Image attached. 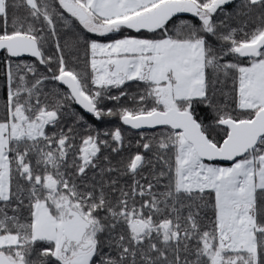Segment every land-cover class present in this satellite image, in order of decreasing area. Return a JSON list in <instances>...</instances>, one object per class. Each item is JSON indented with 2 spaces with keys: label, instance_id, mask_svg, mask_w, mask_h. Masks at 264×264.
Wrapping results in <instances>:
<instances>
[{
  "label": "snow or ice",
  "instance_id": "obj_1",
  "mask_svg": "<svg viewBox=\"0 0 264 264\" xmlns=\"http://www.w3.org/2000/svg\"><path fill=\"white\" fill-rule=\"evenodd\" d=\"M0 264H264V0H0Z\"/></svg>",
  "mask_w": 264,
  "mask_h": 264
},
{
  "label": "trees",
  "instance_id": "obj_2",
  "mask_svg": "<svg viewBox=\"0 0 264 264\" xmlns=\"http://www.w3.org/2000/svg\"><path fill=\"white\" fill-rule=\"evenodd\" d=\"M183 18H188V17L185 15V17H183ZM130 34H135V33H130ZM110 38H118V36L117 35H113ZM104 126L105 125H101V127H104Z\"/></svg>",
  "mask_w": 264,
  "mask_h": 264
},
{
  "label": "rangeland",
  "instance_id": "obj_3",
  "mask_svg": "<svg viewBox=\"0 0 264 264\" xmlns=\"http://www.w3.org/2000/svg\"><path fill=\"white\" fill-rule=\"evenodd\" d=\"M221 163V162H220ZM222 165H226L225 163H221Z\"/></svg>",
  "mask_w": 264,
  "mask_h": 264
},
{
  "label": "water",
  "instance_id": "obj_4",
  "mask_svg": "<svg viewBox=\"0 0 264 264\" xmlns=\"http://www.w3.org/2000/svg\"><path fill=\"white\" fill-rule=\"evenodd\" d=\"M221 163H225V164H227L228 162H221Z\"/></svg>",
  "mask_w": 264,
  "mask_h": 264
},
{
  "label": "flooded vegetation",
  "instance_id": "obj_5",
  "mask_svg": "<svg viewBox=\"0 0 264 264\" xmlns=\"http://www.w3.org/2000/svg\"><path fill=\"white\" fill-rule=\"evenodd\" d=\"M105 126H111V125H105ZM105 126H104V127H105Z\"/></svg>",
  "mask_w": 264,
  "mask_h": 264
}]
</instances>
